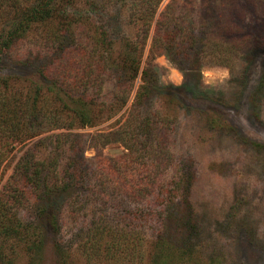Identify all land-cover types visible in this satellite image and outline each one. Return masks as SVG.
<instances>
[{
  "label": "rangeland",
  "instance_id": "rangeland-1",
  "mask_svg": "<svg viewBox=\"0 0 264 264\" xmlns=\"http://www.w3.org/2000/svg\"><path fill=\"white\" fill-rule=\"evenodd\" d=\"M7 1L0 2V40L29 8ZM254 1L257 13L237 9L242 19L238 31L246 40L234 67L213 65L186 76L162 54L149 72L152 97L146 108L169 119L174 153L157 181L177 183L195 214L188 224L196 225L193 233H183L176 247L165 251L166 264H264L263 0ZM170 2L56 0L43 19L20 30L0 63V190L28 151L58 165L53 181L74 161L92 171L99 159L126 151L120 142L96 146L93 136L126 121L144 84L153 28L147 30L148 16L137 11L159 5L158 16ZM183 5L192 9L189 3ZM223 6L221 13L229 15L230 6ZM204 10L212 13L211 8ZM253 27H259V37ZM15 122L19 125L13 131ZM27 192L26 210L37 194ZM67 200L62 196L56 201L66 219L62 234L55 235L48 224L45 234L38 230L37 236L45 238L38 264L157 261L160 219L112 198L96 216L76 201L81 209L73 223L66 204L62 206ZM98 220L102 225L96 229ZM119 225L129 226L127 232L134 235L122 233ZM59 239L63 257L55 245ZM14 256L16 264H31L33 252L21 244Z\"/></svg>",
  "mask_w": 264,
  "mask_h": 264
},
{
  "label": "trees",
  "instance_id": "trees-1",
  "mask_svg": "<svg viewBox=\"0 0 264 264\" xmlns=\"http://www.w3.org/2000/svg\"><path fill=\"white\" fill-rule=\"evenodd\" d=\"M8 1L13 5L28 4L29 8L21 17L16 16L18 19L13 24V30L0 40V63L14 47L20 30L33 20L43 19L49 6L56 0ZM155 1L158 4L162 0ZM184 2L192 5V9L187 10ZM261 3L262 19L259 18V22L264 28V0ZM257 4L254 0H171L158 16L159 5L144 6V9L137 11L148 16L147 30L153 28L150 54L142 77L144 84L137 91L126 121L115 130L93 136L96 146L120 142L126 151L118 157L99 159L92 171L79 167L74 161L58 181L52 180L58 165L39 160L29 151L26 152L8 184L0 190V264H16L14 254L21 244L28 252H33L31 264L39 263L45 238L37 236L38 230L41 229L40 234H45L44 225L48 224L53 233L59 236L65 228L66 219L59 210L60 204L56 202L62 196L68 198L62 206L66 204L68 220L73 223L78 221L76 214L81 209L76 201H81L82 208L88 205L87 209L96 216L104 210L103 203L112 198V202L133 205L138 212H144L141 214L160 219V235L156 243L160 254L154 264H166L169 252L166 256L165 251L175 248L183 233H193L196 225L188 224L195 214L187 195L180 193L177 183L168 185L157 181L167 171L165 167L174 153L169 144V119L158 110L152 113L146 108V101L152 97L149 72L155 58L162 54H167L186 76L213 65L234 67L242 42L246 40L241 39L244 34L238 31L241 27L238 22H242V19L237 9L257 13ZM223 5L230 6L229 15L221 13L220 7ZM205 8H211L212 13L209 14ZM258 28H252L257 37L261 34L257 32ZM262 32L264 34L263 29ZM18 125L15 122L13 131ZM49 138L53 139L54 136ZM2 162L0 154V176ZM27 191L37 194L30 198L31 206L26 210L23 205L27 203ZM94 225L96 229L100 228L101 220L94 222ZM118 227L122 233L134 235L127 232L129 226ZM121 232L117 234L122 236ZM55 245L63 257V239L56 241Z\"/></svg>",
  "mask_w": 264,
  "mask_h": 264
}]
</instances>
